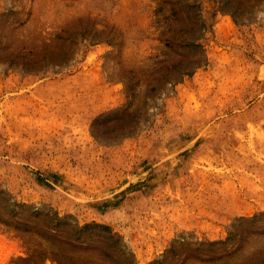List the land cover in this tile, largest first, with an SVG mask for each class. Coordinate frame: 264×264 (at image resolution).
I'll list each match as a JSON object with an SVG mask.
<instances>
[{"label": "rangeland", "instance_id": "1", "mask_svg": "<svg viewBox=\"0 0 264 264\" xmlns=\"http://www.w3.org/2000/svg\"><path fill=\"white\" fill-rule=\"evenodd\" d=\"M1 242L264 264V0H0Z\"/></svg>", "mask_w": 264, "mask_h": 264}, {"label": "crops", "instance_id": "2", "mask_svg": "<svg viewBox=\"0 0 264 264\" xmlns=\"http://www.w3.org/2000/svg\"><path fill=\"white\" fill-rule=\"evenodd\" d=\"M9 247H10L9 244H5V243L1 242V244H0V261L7 258L8 255L10 257H13V256H16L18 254V252L9 253Z\"/></svg>", "mask_w": 264, "mask_h": 264}]
</instances>
